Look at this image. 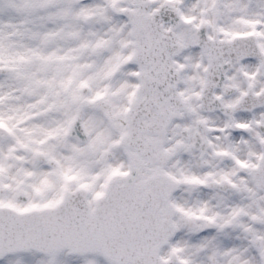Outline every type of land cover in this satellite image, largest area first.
I'll list each match as a JSON object with an SVG mask.
<instances>
[{
  "label": "snow or ice",
  "instance_id": "1",
  "mask_svg": "<svg viewBox=\"0 0 264 264\" xmlns=\"http://www.w3.org/2000/svg\"><path fill=\"white\" fill-rule=\"evenodd\" d=\"M0 264H264V0H0Z\"/></svg>",
  "mask_w": 264,
  "mask_h": 264
}]
</instances>
